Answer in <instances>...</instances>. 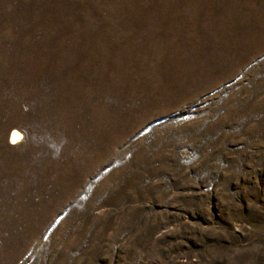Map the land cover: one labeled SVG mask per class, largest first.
I'll list each match as a JSON object with an SVG mask.
<instances>
[{
  "label": "rangeland",
  "instance_id": "374dc122",
  "mask_svg": "<svg viewBox=\"0 0 264 264\" xmlns=\"http://www.w3.org/2000/svg\"><path fill=\"white\" fill-rule=\"evenodd\" d=\"M0 264H264V0H0Z\"/></svg>",
  "mask_w": 264,
  "mask_h": 264
},
{
  "label": "bare ground",
  "instance_id": "6f19581e",
  "mask_svg": "<svg viewBox=\"0 0 264 264\" xmlns=\"http://www.w3.org/2000/svg\"><path fill=\"white\" fill-rule=\"evenodd\" d=\"M20 138H21V133L15 128L11 129V132H10V143L11 144H16L17 142H19Z\"/></svg>",
  "mask_w": 264,
  "mask_h": 264
}]
</instances>
